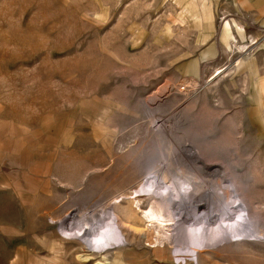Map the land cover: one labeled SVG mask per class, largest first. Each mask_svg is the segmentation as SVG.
<instances>
[{
	"label": "rangeland",
	"instance_id": "obj_1",
	"mask_svg": "<svg viewBox=\"0 0 264 264\" xmlns=\"http://www.w3.org/2000/svg\"><path fill=\"white\" fill-rule=\"evenodd\" d=\"M230 1L0 0V264H98L60 228L91 234L152 176L232 181L264 230V26ZM126 230L111 264H194ZM202 255L264 264V242Z\"/></svg>",
	"mask_w": 264,
	"mask_h": 264
},
{
	"label": "bare ground",
	"instance_id": "obj_2",
	"mask_svg": "<svg viewBox=\"0 0 264 264\" xmlns=\"http://www.w3.org/2000/svg\"><path fill=\"white\" fill-rule=\"evenodd\" d=\"M186 152L193 153L195 159L199 158L192 147ZM169 166L168 163L165 165ZM215 173L213 176L216 177H224L225 174L223 170H216ZM223 185L214 181L210 187L198 190L192 182L176 178L167 184L152 176L133 189L130 195L113 200L116 210L109 211L108 221H100L91 234L84 227L69 230L61 227L59 231L64 239L77 240L87 249L89 253L79 255L83 262L93 260L95 254L101 258L98 264H111L106 253L127 245L122 233L126 229L150 239L149 244L153 248L170 246L174 242V250L194 264L202 262L199 260L202 253L212 252L222 245L264 242L263 226L253 220L248 204L236 185L232 181H226ZM138 197L148 199V207L142 211L139 219L136 213L140 203ZM123 200H128V206L120 205ZM172 209H176V212ZM123 220H127V223L140 220L147 224V228H135Z\"/></svg>",
	"mask_w": 264,
	"mask_h": 264
},
{
	"label": "crops",
	"instance_id": "obj_3",
	"mask_svg": "<svg viewBox=\"0 0 264 264\" xmlns=\"http://www.w3.org/2000/svg\"><path fill=\"white\" fill-rule=\"evenodd\" d=\"M191 1L194 2L195 0H191ZM230 4L232 5V9L240 10L242 13H245L247 15L254 14L256 18H258L257 21L259 22L260 26L262 27L264 26V0H231ZM225 36L226 37L228 36L227 38H229L230 35L227 33ZM238 36L243 37V34L238 33ZM205 45L206 46L203 47L202 53L198 57L195 55V57L191 58L193 64H195L196 66H199L200 61L206 60L203 59V57H201L203 53L207 52L209 54V57H211V59L213 58L212 56H214L215 49H212L210 47L209 42ZM0 200L4 202L6 198ZM168 247L171 250L170 254L175 263H185L186 259L184 257L179 255L171 246Z\"/></svg>",
	"mask_w": 264,
	"mask_h": 264
}]
</instances>
